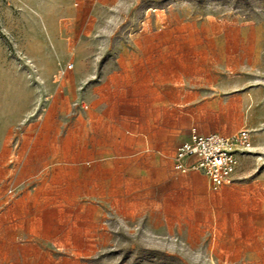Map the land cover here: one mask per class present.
Wrapping results in <instances>:
<instances>
[{
    "label": "rangeland",
    "instance_id": "1",
    "mask_svg": "<svg viewBox=\"0 0 264 264\" xmlns=\"http://www.w3.org/2000/svg\"><path fill=\"white\" fill-rule=\"evenodd\" d=\"M106 4L0 0V114L44 113L64 148L59 169L11 183L0 173V194L6 185L16 194L0 199V264H264L261 214L254 229L222 230L205 177H172L183 118L169 105L195 80L201 93L213 78L231 93L260 90L256 126H246L260 146L243 164L264 167V0ZM153 27L158 39L136 40ZM156 55L160 71L172 60L186 69L174 92L148 75ZM68 62L61 89L56 70Z\"/></svg>",
    "mask_w": 264,
    "mask_h": 264
},
{
    "label": "crops",
    "instance_id": "2",
    "mask_svg": "<svg viewBox=\"0 0 264 264\" xmlns=\"http://www.w3.org/2000/svg\"><path fill=\"white\" fill-rule=\"evenodd\" d=\"M96 1L98 7L106 8L108 0ZM161 27L165 28L166 32L171 30L168 24H165V27L161 25ZM147 34L146 37L142 36L136 40L140 43H148L158 39V30L155 27L151 28ZM76 56L79 64L80 57ZM173 56L174 54H172ZM158 63L157 55L154 59L151 58L149 77L152 80L155 78L158 83V78L165 76L169 87L173 86L174 92L175 78L176 76L177 78L185 76V67L176 70L174 60H172L171 64H167L166 68L160 71ZM71 70H67L64 77L59 80V84L62 85L61 89L66 88V83L62 84V82L66 81V74L68 76ZM196 78L199 79V77ZM152 80L150 92H158V85L153 87ZM200 81L195 80L191 83L188 98L177 101L173 97L172 100H169L173 117L178 112L183 118V123L177 127L179 142L173 147L170 157L173 178H177L172 169L174 149L189 137L192 127H195L201 134L217 132L231 135L240 128L248 126L253 129L256 126L252 125L253 113L249 109L262 95L260 90L253 89L250 93L246 91L231 93L229 80L217 81L213 78L207 83L209 88L201 93L203 89L200 86L204 85V82ZM30 115V108L27 105L14 117H11V114L7 115L9 117L0 114V173L11 174L8 183H11L12 180L15 181L17 173L43 174L48 170L59 169L64 164L62 159L64 156L63 138L57 128L54 124L47 126L48 119L44 113H39L37 116ZM142 136L145 137L143 134ZM250 137L252 149L259 147L260 141L257 135L252 133ZM261 146L264 147V142L261 143ZM93 150H91L92 155ZM249 155L239 156L232 180L214 191L219 197L220 213L218 217L222 222V230L254 229L256 213L261 214V220L264 221V167L243 164ZM36 176L40 177L41 175ZM205 186L208 189L207 184ZM9 188L14 189L13 186L6 185L0 194V199L5 203H13L16 199L15 193L12 196L7 194Z\"/></svg>",
    "mask_w": 264,
    "mask_h": 264
},
{
    "label": "built area",
    "instance_id": "3",
    "mask_svg": "<svg viewBox=\"0 0 264 264\" xmlns=\"http://www.w3.org/2000/svg\"><path fill=\"white\" fill-rule=\"evenodd\" d=\"M72 67V62H68L65 67L57 68L58 81ZM251 150L252 141L247 128H240L231 135H223L217 132L201 134L192 127L189 137L174 149L172 169L176 175L189 171L202 174L208 189L215 191L232 180L239 156L250 154ZM7 194L12 196L14 190L7 189Z\"/></svg>",
    "mask_w": 264,
    "mask_h": 264
}]
</instances>
